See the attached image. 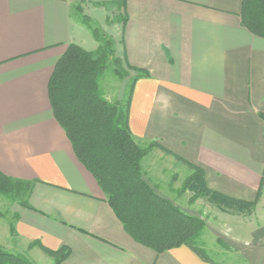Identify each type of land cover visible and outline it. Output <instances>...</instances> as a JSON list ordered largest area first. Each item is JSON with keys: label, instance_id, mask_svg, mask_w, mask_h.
Returning a JSON list of instances; mask_svg holds the SVG:
<instances>
[{"label": "crops", "instance_id": "1", "mask_svg": "<svg viewBox=\"0 0 264 264\" xmlns=\"http://www.w3.org/2000/svg\"><path fill=\"white\" fill-rule=\"evenodd\" d=\"M243 2L0 0V172L33 183L30 209L0 198V247L32 264L46 263L33 243L68 248L63 264H216L186 246L157 254L133 240L54 119L48 85L58 60L70 45L99 47L82 17L125 66L147 73L128 119L139 145L157 144L143 164L199 167L211 191L257 202L264 217V38L243 25ZM247 234L225 243L246 264H264V221Z\"/></svg>", "mask_w": 264, "mask_h": 264}, {"label": "trees", "instance_id": "2", "mask_svg": "<svg viewBox=\"0 0 264 264\" xmlns=\"http://www.w3.org/2000/svg\"><path fill=\"white\" fill-rule=\"evenodd\" d=\"M241 18L252 34L264 38V0H244ZM82 22L91 30L99 47L96 52H88L70 45L58 60L48 85L54 119L65 131L76 158L94 177L133 240L157 254L186 246L210 262L200 244L205 221L185 213L173 201L161 196L142 173L144 159L157 144L151 143L147 148L139 145L129 129L128 119L134 86L147 73L125 66L116 56L112 39L93 28L89 18L82 17ZM110 60L118 65L114 72L121 79L127 77L123 66L137 72L135 77L129 76L131 92L125 109L120 103L111 104L101 92L99 80ZM260 117L264 121V114ZM188 166L191 174L184 180L180 193H193V200L205 196L229 208L254 210L257 202L237 201L211 191L204 171ZM32 190L33 183L9 178L0 172V198L20 200L23 207L30 209L27 198ZM0 217H3L1 212ZM34 246L53 257L56 264H63L70 255L68 248L52 252L39 243L31 244ZM0 264L32 263L24 255L0 247Z\"/></svg>", "mask_w": 264, "mask_h": 264}, {"label": "rangeland", "instance_id": "3", "mask_svg": "<svg viewBox=\"0 0 264 264\" xmlns=\"http://www.w3.org/2000/svg\"><path fill=\"white\" fill-rule=\"evenodd\" d=\"M114 18H116V15ZM89 31L91 32L90 29ZM117 66L118 65L115 64L113 60L108 61V69L100 78L99 84L104 98L111 104L120 103L122 108L125 109L127 99L131 92V78H129L131 74L130 71L126 70L123 66V69L127 73V77L121 79L114 72ZM149 146L150 143H147L142 147L147 148ZM156 148V146L153 147L149 154L156 150ZM158 161L160 167L167 168L165 180L157 178L158 174L156 173H160V170H157L159 166ZM188 169L181 163L164 162L157 158L152 159V157L142 165V173L148 182L157 185L158 190L170 198L171 201L177 204L181 209L183 208L185 213L187 212V214L205 221L206 228L200 239V244L205 250L206 257H208L210 261L216 264H246V262L235 254V251H233L225 241L231 240V238H235V236L246 237L250 230L261 226L264 221L262 212L263 207L259 206V203H256L254 210L249 208L238 210L237 208H229L224 204H217L211 201L209 197L205 196L193 200V193H180V189L184 183L182 179L187 178L190 173ZM175 176L179 177L177 183H180V186L174 183L176 181ZM3 199L4 202L1 205L7 204V199ZM4 250H7V246ZM9 252L14 253L10 251V249ZM22 254H24V256L26 255L25 253ZM28 259H31V257L28 256ZM44 261H46L45 264H56L54 258L46 252H44ZM36 264L39 263L37 262Z\"/></svg>", "mask_w": 264, "mask_h": 264}]
</instances>
